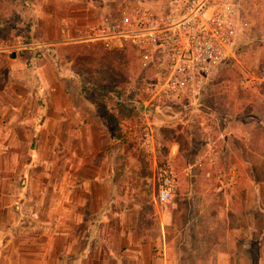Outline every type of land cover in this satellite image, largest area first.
Masks as SVG:
<instances>
[{
    "label": "rangeland",
    "instance_id": "1",
    "mask_svg": "<svg viewBox=\"0 0 264 264\" xmlns=\"http://www.w3.org/2000/svg\"><path fill=\"white\" fill-rule=\"evenodd\" d=\"M110 1L111 12L143 2ZM34 12L26 0H0V35L34 40L28 33ZM238 12L242 26L234 56L196 98L161 95L153 107L154 154L133 137L124 138L132 152L120 185L131 202L153 204L151 220L161 232L166 264H264V0H242ZM86 44L78 39L72 48H60L63 61L71 60V74L64 80L76 83L79 95L104 109L113 107V98L121 99L130 108L122 116L138 119L140 88L150 76L139 70L134 58L126 56L121 62L119 56ZM25 52L26 64L53 54L48 44L41 51ZM9 78V73L0 72L1 82ZM155 158L169 161L178 175L177 191L166 208L154 201ZM35 171L41 176V168ZM39 184L33 187L35 196L41 190L49 192V186ZM16 188L24 195L26 179ZM19 198L13 206L3 201L0 217L17 216L19 227H24L30 222L28 213H42L44 203Z\"/></svg>",
    "mask_w": 264,
    "mask_h": 264
},
{
    "label": "crops",
    "instance_id": "2",
    "mask_svg": "<svg viewBox=\"0 0 264 264\" xmlns=\"http://www.w3.org/2000/svg\"><path fill=\"white\" fill-rule=\"evenodd\" d=\"M26 2L35 11L28 33L53 54L31 64L25 51L0 60V72L11 77L0 81V210L19 196L43 202L44 210L30 211L24 227L17 216L0 217V264H166L158 224L141 222L143 203L131 202L120 185L132 152L120 118L118 129L64 80L71 60L59 56L111 12L112 2ZM22 178L24 195L16 188ZM36 184L49 192L35 196Z\"/></svg>",
    "mask_w": 264,
    "mask_h": 264
},
{
    "label": "built area",
    "instance_id": "3",
    "mask_svg": "<svg viewBox=\"0 0 264 264\" xmlns=\"http://www.w3.org/2000/svg\"><path fill=\"white\" fill-rule=\"evenodd\" d=\"M242 0H154L128 3L93 26L82 41L108 52L128 48L141 72L150 77L140 88L138 119L120 117L126 136L155 151L151 116L161 95L196 98L222 65L235 54L241 33ZM40 41L0 37V60L26 50H40ZM40 56V52H37ZM261 80L264 81V67ZM155 203L166 208L178 187V175L167 161L155 158L152 170Z\"/></svg>",
    "mask_w": 264,
    "mask_h": 264
},
{
    "label": "trees",
    "instance_id": "4",
    "mask_svg": "<svg viewBox=\"0 0 264 264\" xmlns=\"http://www.w3.org/2000/svg\"><path fill=\"white\" fill-rule=\"evenodd\" d=\"M0 37L5 38L1 35H0ZM8 37H10V36H8ZM25 41L27 43H30L33 40L27 37V38H25ZM108 53L119 56L121 62L126 61L125 60L126 56L134 58L133 54L131 53V51L128 48L112 50V51H108ZM112 100L114 102L112 108L110 107L109 109H104L103 105L98 104V106H100L99 111L107 119V121L109 123L115 125L119 129L120 127H119L118 119L120 117H125V116H122V115H126L125 113H123V111L129 110L130 108H128V106H126L125 103L121 102V99H119V98H113ZM91 102L97 103V101L93 100V99ZM112 109H116L117 114L114 115ZM152 211H154V207H153V204L151 202L143 203L142 207L140 208L141 222L146 226H148L152 223V220H151L152 219V213H153Z\"/></svg>",
    "mask_w": 264,
    "mask_h": 264
}]
</instances>
